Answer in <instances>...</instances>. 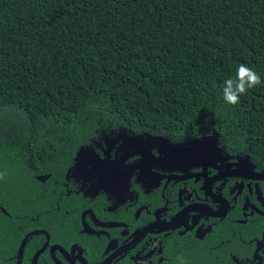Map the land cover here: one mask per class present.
Wrapping results in <instances>:
<instances>
[{
  "label": "trees",
  "instance_id": "obj_1",
  "mask_svg": "<svg viewBox=\"0 0 264 264\" xmlns=\"http://www.w3.org/2000/svg\"><path fill=\"white\" fill-rule=\"evenodd\" d=\"M240 64L264 81V0H0V172L36 195L120 132L217 133L263 166L264 83L223 100Z\"/></svg>",
  "mask_w": 264,
  "mask_h": 264
},
{
  "label": "flooded vegetation",
  "instance_id": "obj_2",
  "mask_svg": "<svg viewBox=\"0 0 264 264\" xmlns=\"http://www.w3.org/2000/svg\"><path fill=\"white\" fill-rule=\"evenodd\" d=\"M50 176L0 180V264H264V165L217 133H109Z\"/></svg>",
  "mask_w": 264,
  "mask_h": 264
},
{
  "label": "clouds",
  "instance_id": "obj_3",
  "mask_svg": "<svg viewBox=\"0 0 264 264\" xmlns=\"http://www.w3.org/2000/svg\"><path fill=\"white\" fill-rule=\"evenodd\" d=\"M264 81L260 75L245 64H240L234 77L225 80L223 87V100L230 105H237L240 97L245 95L249 89H254ZM5 173L0 172V180H3ZM179 264H187L183 257L177 258Z\"/></svg>",
  "mask_w": 264,
  "mask_h": 264
}]
</instances>
